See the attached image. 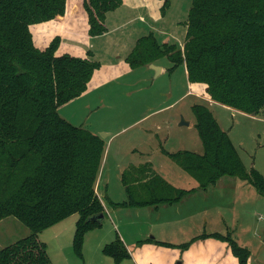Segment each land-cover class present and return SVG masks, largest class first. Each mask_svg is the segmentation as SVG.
<instances>
[{"label": "trees", "instance_id": "obj_1", "mask_svg": "<svg viewBox=\"0 0 264 264\" xmlns=\"http://www.w3.org/2000/svg\"><path fill=\"white\" fill-rule=\"evenodd\" d=\"M122 0H0V222L15 218L30 234L0 250V264H52L39 235L78 215L74 248L82 257L84 237L103 222L96 191L105 140L63 119L59 108L80 97L100 64L70 55L57 57L60 38L41 51L32 25L84 13L91 37L103 35L106 15ZM168 0L163 7L166 8ZM184 50L142 38L127 58L132 69L168 58L186 65L190 83L207 85L214 102L251 116L264 109V0H193ZM203 154L182 151L171 160L207 190L223 178L251 184L264 197V177L248 171L228 133L203 104L192 107ZM134 170V169H133ZM150 172V170H149ZM123 174L127 201L113 208L175 204L193 190L170 186L153 172L130 181ZM226 241L241 264L250 253L230 235H205ZM104 254L120 264L130 258L118 239Z\"/></svg>", "mask_w": 264, "mask_h": 264}, {"label": "crops", "instance_id": "obj_2", "mask_svg": "<svg viewBox=\"0 0 264 264\" xmlns=\"http://www.w3.org/2000/svg\"><path fill=\"white\" fill-rule=\"evenodd\" d=\"M164 1L166 0H122L123 3L117 10L106 15L105 26L107 31L96 37L90 36L88 18L84 13L73 16L66 15L61 19L30 27L34 44L38 49L46 50L54 38L60 37L61 43L56 52L57 57L70 55L75 58L91 59L101 64V67L95 71L89 82L86 92L59 108V113L63 119L77 127L90 129L88 131L99 135L106 129V122H101L100 118L96 119V126L91 128L90 124L80 122L81 120L77 116L78 111L75 110V107L70 109L69 106L84 102L83 110L87 113V116L84 117L89 119L96 112L100 103L111 101L110 96L113 97V100L119 98L114 91L116 85L136 87L139 83H142L150 86V83L156 78L154 75L156 67L159 68V71L156 72L157 77L170 72L173 63L166 57L154 64L137 69H132L127 62V58L135 49L138 41L151 34L154 35L160 45L171 46L175 43L180 45L178 49L184 50L188 15L193 0H191V5L189 4L190 8L187 10L185 17L175 18L170 14V9L167 10L170 14L167 19L168 22L173 23L175 26L179 25V30L176 31L175 35L164 28L167 17V12H161ZM39 28L44 29L43 36L36 33ZM178 68H183L188 83L181 98L193 96L192 98H195V101L202 99L219 104L214 102L207 93L208 87L206 84H192L189 82L186 65H181ZM138 70H143L142 80L135 78ZM175 85H177V82ZM175 102L177 103V101ZM175 102L158 109L148 106L147 110H144L137 119L128 124L125 128L126 131L131 128L132 130L137 129V131L135 132L136 135L134 137L132 135V138H130L131 141L126 154L134 153L138 156L139 160L135 162L137 167L133 168L136 172L144 173L142 178L148 176L150 172L158 176L162 173L160 174L162 177H160L170 186L176 189L193 191L175 204H162L158 207L144 208L112 207L113 214L116 213V209L124 210L122 211L124 213H122L123 221L120 238L115 237L112 239L108 231H102V228L98 229L97 231L100 233L95 235L97 239H95L93 245L94 248L96 247L97 255H93V261H105L107 264H113L114 262L115 264L113 258L106 257L103 254V250L118 238L130 254V258L121 264H241L228 242L213 237H203L219 234L222 236L230 235L240 247L249 251L250 256L247 264H264V259L255 255L251 242L245 239L246 232H237L233 238L228 228L225 227H229V221H232V223L240 222L242 227L243 214L237 209L242 210L240 207L242 198L253 196V200H257V195H253L252 188L256 194H259L258 191L252 185L249 186L246 182L235 178H231L233 180L230 181H223L225 180L223 178L215 186L207 190H201L199 183L187 172L186 174L192 179L161 162L160 154L166 155L161 151V148L149 145L156 141L155 138H158V130L154 128L156 118L163 111L174 107ZM138 104L139 101L130 102L126 112L128 117H134L131 112L138 109ZM224 108L239 112L227 106ZM143 123L149 125L142 128L140 125ZM192 123V120H189V126ZM110 133V136L108 135V138L104 139L106 144L104 157L109 150L108 146L113 142V135L118 134L119 131H110ZM137 136L140 138L135 141L133 138ZM147 145L152 152L138 151V149H144ZM168 158L171 160L170 157ZM132 166L136 165L133 162L125 164V167ZM133 178L140 179L138 175L133 176ZM193 180H195L196 186ZM122 186L125 190L123 184ZM229 186H233L234 189L225 190ZM96 191L105 207L104 198L99 194L100 184L98 181ZM228 197L230 199H227ZM236 204H239L238 208H236ZM227 206H230L229 210H227ZM231 209L233 211L230 212ZM248 212L251 214L250 210ZM105 213L107 214V212ZM244 216L247 217V213ZM245 222L247 224L248 219H245ZM244 228H246V225Z\"/></svg>", "mask_w": 264, "mask_h": 264}, {"label": "rangeland", "instance_id": "obj_3", "mask_svg": "<svg viewBox=\"0 0 264 264\" xmlns=\"http://www.w3.org/2000/svg\"><path fill=\"white\" fill-rule=\"evenodd\" d=\"M165 2L166 1H164V5ZM189 4L191 5V0H168L167 7L164 9V6L161 7V12L166 13L167 10L170 9V14H172L175 18H182L183 16H186L187 10L190 8ZM170 14L168 12L166 14V24L164 28L166 31L168 30L175 35L176 31L179 30V25L175 26L173 23L168 22L167 19ZM36 33L39 36H43L44 29L42 30L39 28L37 29ZM171 46H176L179 48L180 45L174 43ZM154 75L156 78L150 83V86L146 84L143 85L142 83H139L136 87L119 86L115 84L117 87L114 91L119 96V98L113 100V97L110 96L111 101L100 103L96 112H94L89 119H85L84 117L87 116V113L83 110L84 102H78L77 104L69 106L70 109L75 107V110L78 111L77 116L79 117L78 119L81 120L80 122L90 124L91 128L96 126V119L100 118L101 122H106V129L99 133V136L102 134H108L110 136V131H119V133L113 135V142L108 146L109 150L106 156L103 157L100 174L98 177V182L100 184L99 194L104 198V208L105 212H107L105 221L103 224L96 225L97 227L95 229H92L86 233L84 237L82 257L77 255L74 248V237L79 219L78 215H73L66 220L44 230L39 235V241L47 245L48 254L52 264H107L105 261H93V255H97L96 247L94 248L93 246L95 239H97L95 235L100 233L97 230L102 228V231L104 230L109 232V235L112 237V239L115 237L120 238L123 221L122 213H124L122 211L124 210L116 209V213L113 214L111 203L119 204L127 201L128 195H126V190H123L124 188L122 186V177L125 172H127L126 177H128L129 181L130 176L136 177L138 175L140 178H142L144 174L142 172H136L133 170V167H137L135 162H138V156L134 153L126 154L131 141L130 138H132V135L133 137L136 135L135 132L137 129L132 130L131 128L126 131L125 128L130 122L137 119L144 110H147L148 106L156 107V109H158L160 107L173 104L175 101H177V103L175 102L176 105H174V107L163 111V113L160 114L158 118H156L154 128L158 130V138H155L157 142L155 141L149 144L151 146L161 148V151L166 154H160L161 156H159L162 159H160L161 162L165 165H168L187 176L188 174H186V172H184L181 167L176 165L168 157H170L172 154L182 151L203 154V145L196 129V118L192 111V106L198 102V104L206 105L213 112L220 126L228 133L229 137L231 138L247 170L251 171V169L254 168L255 170H258L264 177V109L258 116H251L242 112H233L230 109L228 110L224 108V105H219L210 101L207 102L202 99L200 101H195V98H192L193 96H185L184 98H181L188 84L187 80L185 79L186 76L183 68H177L176 70L174 69L173 71L159 77H157L156 72ZM135 78H140V80H142L143 70H138V72H136ZM176 82L177 85H175ZM133 101H139V107L138 109L131 112V115L134 117H128L126 112L128 106H130V102ZM182 117L187 122L192 120V125L180 126ZM148 125V123H143L140 125V127L146 128ZM139 138L140 137L137 136L133 139L138 141ZM138 151L152 152L151 149L148 148V145L144 149H138ZM127 162H133L136 166L125 167ZM160 174L159 176H161ZM187 177L192 179L189 175ZM224 179L225 180L223 181L233 180L228 177ZM193 181L194 185L196 186L195 180ZM247 184L249 186L251 185L249 183ZM231 188L234 189L233 186H229L226 187L225 190H230ZM252 191L253 195H257V200H253V196L249 198L241 197L242 200L240 207L242 210L237 209L243 214L242 227L240 226V222L232 223V221H229V227H225L228 228L229 233L232 234L233 238L235 236L234 234H237V232H246L247 234L245 239H248L251 242V246L255 252V255L264 259V197L256 194L253 188ZM227 199L230 198L228 197ZM238 207L239 204H236V208ZM226 208L229 210L230 206H227ZM249 210L251 214H249ZM231 211H233V209H231L230 212ZM245 213H247V217L244 216ZM245 219H248L247 224ZM245 225L246 228H244ZM29 234L30 231L28 228H26L15 218H9L7 220L1 221L0 250L14 244L18 240L27 237ZM118 238L114 241L118 240ZM115 264L117 263L115 262Z\"/></svg>", "mask_w": 264, "mask_h": 264}, {"label": "water", "instance_id": "obj_4", "mask_svg": "<svg viewBox=\"0 0 264 264\" xmlns=\"http://www.w3.org/2000/svg\"><path fill=\"white\" fill-rule=\"evenodd\" d=\"M156 72L159 71V68L156 67ZM180 126H189V122L185 121V119L182 117ZM100 137H102L103 139L108 137V134H102ZM105 220V216L104 214H100L98 216H94L92 218L89 219V221H96V222H103Z\"/></svg>", "mask_w": 264, "mask_h": 264}]
</instances>
